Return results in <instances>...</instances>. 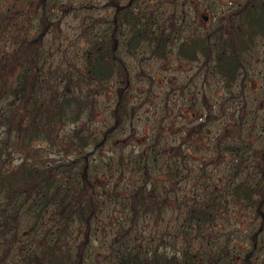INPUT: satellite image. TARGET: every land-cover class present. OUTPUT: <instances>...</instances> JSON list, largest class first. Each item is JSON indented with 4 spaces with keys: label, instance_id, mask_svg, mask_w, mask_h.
<instances>
[{
    "label": "trees",
    "instance_id": "1",
    "mask_svg": "<svg viewBox=\"0 0 264 264\" xmlns=\"http://www.w3.org/2000/svg\"><path fill=\"white\" fill-rule=\"evenodd\" d=\"M57 2L24 0L21 9L11 12L0 4V34L13 29L6 40H0V264H90L95 222L111 196L125 207L130 224L109 244L107 256L112 264H264V139L256 148L239 138L241 123L224 127L237 140L230 135L233 140L225 141L223 131L214 138L212 158L226 166L225 178L203 184L202 193L197 196L194 191L189 200L183 198V204L176 196L171 202L166 190L159 189L166 180L175 187L191 171L187 160L193 145L183 138L159 153L156 143L139 151L138 179L123 189L125 197L116 195L117 182L106 193L89 179L96 168H110L112 160L111 156L94 159L92 150L100 149L112 133L116 135L133 114L126 85L115 89L113 122L99 136L82 127L70 131L69 141H75L78 153L72 159L38 161L33 146L44 141L54 144L63 125L80 119L94 98L84 86L114 76L128 81L122 51L133 55L145 49L156 59L173 51L178 59L198 64L204 78L216 77L228 91L254 41L264 40V0H240L217 18L212 14L213 24L207 28L188 27L181 16H171L167 28L161 9L146 7L148 0L115 2L111 13L100 18L107 24L103 28H92L97 24L95 17L88 16V25L82 20L83 48L75 63L63 61L64 68L53 61L52 43L48 39L45 43ZM205 18L200 13V19ZM181 26L187 35L178 38ZM199 130L198 125L195 132ZM89 146L92 149L87 151ZM15 152L18 156L12 157ZM158 155L164 158L161 167L156 164ZM125 160L129 162L128 157ZM156 174L163 175L162 183L148 180ZM172 206L178 209L168 240L172 250L131 239L133 226L137 231L144 219L156 220ZM239 208L250 219L240 223L239 228L246 231L241 234L231 224ZM221 214L233 229L214 230Z\"/></svg>",
    "mask_w": 264,
    "mask_h": 264
},
{
    "label": "rangeland",
    "instance_id": "2",
    "mask_svg": "<svg viewBox=\"0 0 264 264\" xmlns=\"http://www.w3.org/2000/svg\"><path fill=\"white\" fill-rule=\"evenodd\" d=\"M148 6H157L161 9V17L166 18L164 26L170 27L168 19L182 17L185 25L191 27L196 25L200 28H207L213 24L212 14L221 16L231 6L237 5L240 0H148ZM24 0H0V4L11 12L23 7ZM122 3L124 0H58L56 5L57 14L50 22V28L45 36V43L48 39L54 49L53 61L61 64L63 61L75 63L80 55L84 44L82 36L83 24H89L88 16L95 17L97 24L93 29L103 28L106 23L100 18L109 15L113 3ZM196 4V6L193 5ZM90 7L86 10L82 5ZM34 5V4H33ZM172 15L171 8H175ZM195 7V8H194ZM33 12L34 8L29 7ZM195 9V10H194ZM200 13L206 15L204 21L200 19ZM196 15L198 17L196 18ZM22 21L24 15H20ZM181 20V21H182ZM32 23L35 21L32 19ZM182 27V26H181ZM13 32L12 27L4 34H0V40L9 37L8 32ZM187 35L182 27L178 38ZM122 57L128 64V81L122 76L113 78L94 85H87L83 90L88 96L93 94L92 103H88L84 113L76 123H67L57 131V139L54 144L40 142L33 145L37 150L38 161H51L72 159L78 155L74 150V142L70 143V131L75 127H82L83 131L90 132L93 136H99L100 132L108 128L113 122V107L115 100V89L126 85V98L129 109L133 114L125 119L120 131L109 135L106 142L100 149L92 150V157L111 156V166L102 165L95 169L89 177L92 183L96 184L106 193L113 183L117 182L116 195L125 197V189L129 188L137 179L135 160H139V151L150 149L156 143L157 152L164 148H174L178 140L184 139L186 143L193 146L188 149L189 155L187 165L190 172L183 181L176 182L172 187L164 183L163 175L156 174L148 180L158 179L161 192L168 193L170 201L174 197L180 204L183 198L189 200L195 191L199 196L202 193V185L211 182H218L225 178L227 168L224 163L215 164L213 160V142L217 135L224 132L225 141H232L230 135L235 138L234 133L224 129L226 124L241 123L239 138L245 142H252L253 147H261L264 139V40L256 39L249 54L244 58L240 73L237 79L226 91L219 80L214 76L203 77L198 71V64L178 59L175 54L169 53L163 59H156L150 56L145 49H139L133 55H126L122 51ZM66 71H63V73ZM61 73V71H56ZM200 130L196 131V127ZM92 146V145H91ZM91 146L86 148L91 150ZM225 153V150H222ZM12 157L18 156L15 152ZM121 156V160L119 159ZM129 158L126 163L125 158ZM226 160V158H225ZM164 158L158 155L156 164L161 167ZM159 167L157 169H159ZM104 168V169H103ZM110 175H107V171ZM154 173V171H153ZM120 174V176H119ZM106 176L109 180L105 182ZM147 178V177H146ZM179 185V187H177ZM172 187L173 192L170 191ZM124 189V190H123ZM170 192H169V191ZM119 199L110 197L107 208L95 222L94 226V251L90 264H112L109 261V244L129 229L126 219V209L120 205ZM178 209L175 206L167 207L166 214L159 215L155 220L149 216L144 219L137 231L134 226L131 229V239L141 242L142 245H158L166 250H172L168 245L171 232H174L175 215ZM181 211V210H180ZM129 218V216H128ZM232 219V216L230 217ZM249 216L241 208L234 210V219L231 224L241 234L245 228H239L240 223L249 222ZM181 224L180 219L178 220ZM226 228L233 229L227 225L224 214L216 223V231H224ZM220 229V230H219ZM171 233V234H170ZM176 239H180L177 237ZM240 239L234 237V240Z\"/></svg>",
    "mask_w": 264,
    "mask_h": 264
}]
</instances>
